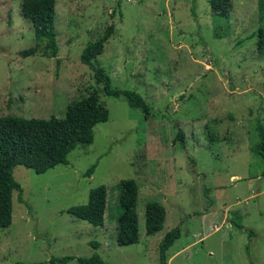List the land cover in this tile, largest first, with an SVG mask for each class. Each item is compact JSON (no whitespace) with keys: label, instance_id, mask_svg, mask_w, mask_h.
<instances>
[{"label":"rangeland","instance_id":"rangeland-1","mask_svg":"<svg viewBox=\"0 0 264 264\" xmlns=\"http://www.w3.org/2000/svg\"><path fill=\"white\" fill-rule=\"evenodd\" d=\"M54 2L59 51L48 57L40 49L23 53L35 45L32 25L21 16V0H0V116L63 117L68 104L93 91L109 116L94 126L90 145L68 153L67 164L44 173L13 167L24 202L13 191L12 222L0 228V264H52L94 252L107 264H159V242L176 226L168 264H264V160L254 150L264 125L257 0H231L227 20L212 15L208 0ZM110 26L93 63L112 87L139 93L150 114L101 92L80 59ZM122 179L139 189L138 242L128 245L115 239ZM100 184L108 187L102 227L68 211ZM148 201L166 211L152 235L145 232Z\"/></svg>","mask_w":264,"mask_h":264},{"label":"trees","instance_id":"trees-1","mask_svg":"<svg viewBox=\"0 0 264 264\" xmlns=\"http://www.w3.org/2000/svg\"><path fill=\"white\" fill-rule=\"evenodd\" d=\"M212 15L227 20L232 7L231 0H208ZM21 16L30 21L35 45L23 53L28 55L40 49L48 57H57L59 46L55 25L54 0H21ZM257 12L264 19V0H257ZM113 27L97 40L88 43L82 50V63L91 67L95 79L102 84L101 92L108 96H124L131 107L139 108L150 114V106L134 90L114 88L110 76L105 70L93 63L110 36ZM262 38L263 29H259ZM109 111L99 92L93 91L85 97L66 106L63 117L51 115L48 118L0 116V228L12 222V193L22 198V187L13 177V167L23 165L36 173H44L58 164H67V155L77 146H88L93 142V128L97 123L108 119ZM260 141L254 150L264 160V125L259 124ZM96 164H92L84 173L90 176ZM118 201L122 212L116 216V243L128 245L138 242V221L136 204L138 184L134 179H122L119 184ZM108 208V187L100 184L89 190L87 201L71 207L68 211L77 218L93 226H103ZM165 207L157 201H148L144 207L145 232L152 235L163 228ZM242 227L241 224H237ZM253 233V231H250ZM180 236V227L176 226L165 233L159 242V264H168L166 252ZM97 248L96 241L91 242ZM75 259L77 264H107L98 253L87 257L65 256L51 258L50 263H65ZM14 264H22L16 262ZM44 264V263H32Z\"/></svg>","mask_w":264,"mask_h":264}]
</instances>
